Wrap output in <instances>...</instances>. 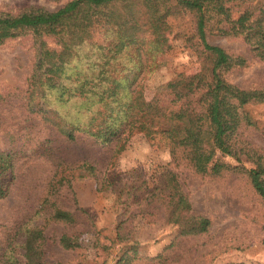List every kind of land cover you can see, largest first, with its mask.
<instances>
[{
    "label": "trees",
    "instance_id": "trees-1",
    "mask_svg": "<svg viewBox=\"0 0 264 264\" xmlns=\"http://www.w3.org/2000/svg\"><path fill=\"white\" fill-rule=\"evenodd\" d=\"M24 36L32 38L33 50L23 97L28 115L68 142L83 137L110 149L109 164L131 137L141 135L151 147L169 151L170 166L200 176L245 174L264 201V150L244 135L245 129L258 128L246 107L264 104V84L248 89L231 83L227 76L245 67L246 59L208 40L239 38L264 63V0H68L56 11H0V46ZM176 51L186 53L196 70L176 71L147 99L145 81ZM18 159L16 151L0 150V199L16 180ZM55 169L36 212L44 223L22 228L23 264H44L48 223H75V216L55 202L59 190L71 186L66 171L94 175L98 192L113 185L108 168L98 170L86 161L57 162ZM135 189L144 193L137 200L141 209H163L178 236L208 230V218L191 214L172 167L164 168L153 186L141 181ZM57 242L67 250L75 245L67 234ZM133 261L124 256L117 264Z\"/></svg>",
    "mask_w": 264,
    "mask_h": 264
},
{
    "label": "rangeland",
    "instance_id": "rangeland-1",
    "mask_svg": "<svg viewBox=\"0 0 264 264\" xmlns=\"http://www.w3.org/2000/svg\"><path fill=\"white\" fill-rule=\"evenodd\" d=\"M67 2L0 0V11L12 15L31 7L56 11ZM208 40L246 59L245 67L227 76L231 83L248 89L264 84V63L254 58L241 39L209 37ZM168 59L165 66L145 81L147 99L176 71L196 70L186 53L176 51ZM32 65L30 36L0 46V150H14L19 156L16 180L7 196L0 199L2 264H12L11 258H15L14 264H23L22 228L44 223L36 212L57 162L77 165L85 161L98 170L108 168L113 185L98 192L94 175L78 177L66 171L71 189L62 187L55 202L76 220L70 226L47 224L44 264H117L124 256L134 257L133 264H264V201L254 192L245 174L200 176L183 166H170L169 151L151 147L141 135L131 137L127 148L109 164L110 149H101L83 137L68 142L40 119L27 114L23 97ZM246 111L258 128L245 129L244 135L264 150V104L247 106ZM225 161L237 165L232 159ZM166 167H172L177 175L190 202L191 214L209 219L205 233L180 237L176 226L166 222L163 209L156 211L154 205L141 209L138 201L144 198V193L135 188L141 181L153 186ZM62 234L74 237L72 249H63L58 244Z\"/></svg>",
    "mask_w": 264,
    "mask_h": 264
}]
</instances>
